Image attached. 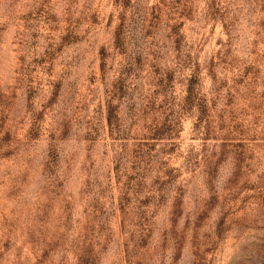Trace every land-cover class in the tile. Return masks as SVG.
Segmentation results:
<instances>
[{"label": "rangeland", "instance_id": "374dc122", "mask_svg": "<svg viewBox=\"0 0 264 264\" xmlns=\"http://www.w3.org/2000/svg\"><path fill=\"white\" fill-rule=\"evenodd\" d=\"M0 264H264V0H0Z\"/></svg>", "mask_w": 264, "mask_h": 264}, {"label": "trees", "instance_id": "16d2710c", "mask_svg": "<svg viewBox=\"0 0 264 264\" xmlns=\"http://www.w3.org/2000/svg\"><path fill=\"white\" fill-rule=\"evenodd\" d=\"M120 6L127 8V6L131 3L132 0H117ZM116 45L122 46L123 43V25H119V29L116 31ZM197 76H199V73L197 70H193V74L191 75L189 81H188V87H187V95L185 97V106L191 107L195 103V85L197 81Z\"/></svg>", "mask_w": 264, "mask_h": 264}]
</instances>
